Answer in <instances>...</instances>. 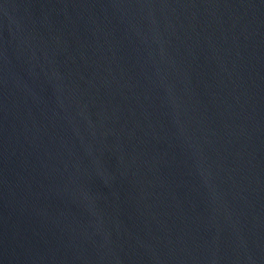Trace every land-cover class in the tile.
I'll use <instances>...</instances> for the list:
<instances>
[{
	"label": "water",
	"instance_id": "95a60500",
	"mask_svg": "<svg viewBox=\"0 0 264 264\" xmlns=\"http://www.w3.org/2000/svg\"><path fill=\"white\" fill-rule=\"evenodd\" d=\"M0 264H264V0H0Z\"/></svg>",
	"mask_w": 264,
	"mask_h": 264
}]
</instances>
